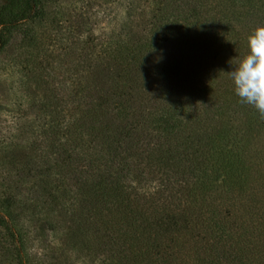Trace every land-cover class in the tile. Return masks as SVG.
<instances>
[{
	"label": "trees",
	"instance_id": "obj_1",
	"mask_svg": "<svg viewBox=\"0 0 264 264\" xmlns=\"http://www.w3.org/2000/svg\"><path fill=\"white\" fill-rule=\"evenodd\" d=\"M2 1L0 49L11 28L42 24L51 2ZM144 2L104 38L86 1L56 56L76 68L53 90L41 197L82 218L102 264H264V120L227 73L264 25V0ZM31 210L0 206L20 264H41L30 236L45 220ZM55 259L45 264H64Z\"/></svg>",
	"mask_w": 264,
	"mask_h": 264
},
{
	"label": "rangeland",
	"instance_id": "obj_2",
	"mask_svg": "<svg viewBox=\"0 0 264 264\" xmlns=\"http://www.w3.org/2000/svg\"><path fill=\"white\" fill-rule=\"evenodd\" d=\"M86 1L47 2L43 23L23 26L20 31L11 28V32L5 34L9 42L0 49V206L7 200L28 201L33 216L45 220L38 223L37 238L35 234L30 236L41 264L55 258L64 264H102L103 259L93 238L78 232L84 226L82 218L77 219L73 211L67 213L63 207L57 211L41 197L50 169L46 140L52 121L53 90L69 87V83L63 81V73L76 68L63 61V55L55 58L64 52L61 50L76 23L82 22ZM90 2L89 26L97 37L104 38L130 22L128 12L132 2L139 10L147 8L144 0ZM2 3L0 0V6ZM25 31H30L32 41L24 37ZM81 38L83 40L85 34L74 35L76 47ZM56 67L57 72L62 73L59 77L54 75ZM77 69L82 72V68ZM77 75L74 71L73 76ZM17 246V236L6 238L0 232V264H20Z\"/></svg>",
	"mask_w": 264,
	"mask_h": 264
},
{
	"label": "clouds",
	"instance_id": "obj_3",
	"mask_svg": "<svg viewBox=\"0 0 264 264\" xmlns=\"http://www.w3.org/2000/svg\"><path fill=\"white\" fill-rule=\"evenodd\" d=\"M247 49L230 61L234 69L227 73L240 102L251 106L264 120V25L248 34Z\"/></svg>",
	"mask_w": 264,
	"mask_h": 264
}]
</instances>
